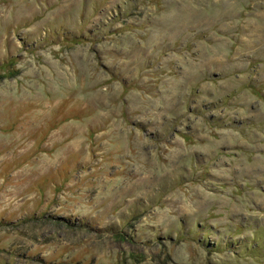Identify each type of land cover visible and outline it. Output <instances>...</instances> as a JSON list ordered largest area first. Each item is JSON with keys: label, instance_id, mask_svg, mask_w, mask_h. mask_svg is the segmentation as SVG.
Instances as JSON below:
<instances>
[{"label": "rangeland", "instance_id": "1", "mask_svg": "<svg viewBox=\"0 0 264 264\" xmlns=\"http://www.w3.org/2000/svg\"><path fill=\"white\" fill-rule=\"evenodd\" d=\"M0 264H264V0H0Z\"/></svg>", "mask_w": 264, "mask_h": 264}]
</instances>
